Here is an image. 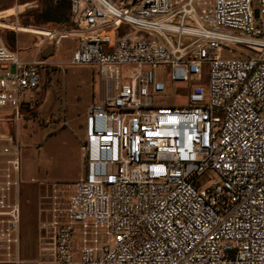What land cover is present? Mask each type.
I'll list each match as a JSON object with an SVG mask.
<instances>
[{
    "label": "built area",
    "instance_id": "obj_1",
    "mask_svg": "<svg viewBox=\"0 0 264 264\" xmlns=\"http://www.w3.org/2000/svg\"><path fill=\"white\" fill-rule=\"evenodd\" d=\"M70 19L69 65L102 93L83 176L38 182L32 263L264 264V0H70ZM160 66L184 105L153 103ZM41 69L0 43V264L20 263L19 130Z\"/></svg>",
    "mask_w": 264,
    "mask_h": 264
},
{
    "label": "rangeland",
    "instance_id": "obj_2",
    "mask_svg": "<svg viewBox=\"0 0 264 264\" xmlns=\"http://www.w3.org/2000/svg\"><path fill=\"white\" fill-rule=\"evenodd\" d=\"M48 33L53 37H45ZM77 35L68 0H0V43L23 61L42 64L39 86L29 95L31 105L19 130V264H33L36 257L37 213L47 202L38 182L64 185L68 191L84 174V119L87 107L99 99L102 83L92 66L69 65ZM154 77L165 86L163 95L153 97L155 105L187 102L188 86L171 83L168 66L158 67ZM208 178L205 174L202 181Z\"/></svg>",
    "mask_w": 264,
    "mask_h": 264
},
{
    "label": "trees",
    "instance_id": "obj_3",
    "mask_svg": "<svg viewBox=\"0 0 264 264\" xmlns=\"http://www.w3.org/2000/svg\"><path fill=\"white\" fill-rule=\"evenodd\" d=\"M68 1H69V18H70V0H68ZM71 22L76 26V23L74 21L71 20Z\"/></svg>",
    "mask_w": 264,
    "mask_h": 264
},
{
    "label": "bare ground",
    "instance_id": "obj_4",
    "mask_svg": "<svg viewBox=\"0 0 264 264\" xmlns=\"http://www.w3.org/2000/svg\"><path fill=\"white\" fill-rule=\"evenodd\" d=\"M52 33H48V35H46L45 37H49V38H51L52 37Z\"/></svg>",
    "mask_w": 264,
    "mask_h": 264
}]
</instances>
